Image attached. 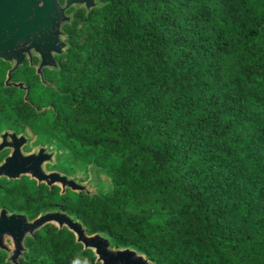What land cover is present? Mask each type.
<instances>
[{
    "label": "trees",
    "instance_id": "1",
    "mask_svg": "<svg viewBox=\"0 0 264 264\" xmlns=\"http://www.w3.org/2000/svg\"><path fill=\"white\" fill-rule=\"evenodd\" d=\"M97 1L68 10L47 83L34 55L5 85L0 59V133L57 134L111 188L3 176L0 209L65 211L154 264H264V0ZM24 245L19 264H101L55 223Z\"/></svg>",
    "mask_w": 264,
    "mask_h": 264
},
{
    "label": "water",
    "instance_id": "2",
    "mask_svg": "<svg viewBox=\"0 0 264 264\" xmlns=\"http://www.w3.org/2000/svg\"><path fill=\"white\" fill-rule=\"evenodd\" d=\"M98 4L97 0H64L63 3L61 0H0V59L12 63L7 71L5 85H15L27 90L23 82L11 81V74L26 59L32 64L34 55L39 57L36 73L47 83L43 78V68L56 67L55 54H60L67 45L62 25L71 20L72 13H68V10L81 5L90 9ZM26 144L27 137L24 134L14 130L0 133V152L10 150L0 161V177L18 179L22 175H28L49 187L59 185L62 192L67 188L72 191L93 192L72 176L46 169L45 164L53 161L54 152L50 153L46 147H40L37 152L24 153L23 147ZM47 223L68 227L76 235L77 241L94 250L101 264H154L132 247L114 248L107 236L101 233L88 234L80 220L58 209L41 212L37 217L29 219L25 212H9L6 208H1L0 249L11 252L7 259L19 264L18 258L25 250V237L33 235ZM5 236L11 237L14 245L12 250L5 244Z\"/></svg>",
    "mask_w": 264,
    "mask_h": 264
},
{
    "label": "rangeland",
    "instance_id": "3",
    "mask_svg": "<svg viewBox=\"0 0 264 264\" xmlns=\"http://www.w3.org/2000/svg\"><path fill=\"white\" fill-rule=\"evenodd\" d=\"M33 53L34 51H32ZM4 128H6L5 125H0V131ZM19 131L21 132L20 134H24L27 137V144L23 147L24 153L37 152L40 147H46L50 153L54 152L53 163H48L47 169L70 174L78 182L85 185L89 191L105 192L111 188L109 177L103 173L98 174L100 182L96 184L97 176L94 168L90 167V164L77 160L69 149L59 141L57 134H39L27 124L22 125ZM46 144L49 145V148ZM4 241L10 250L14 248L11 237L5 236ZM7 253L8 256L11 254L10 251Z\"/></svg>",
    "mask_w": 264,
    "mask_h": 264
},
{
    "label": "flooded vegetation",
    "instance_id": "4",
    "mask_svg": "<svg viewBox=\"0 0 264 264\" xmlns=\"http://www.w3.org/2000/svg\"><path fill=\"white\" fill-rule=\"evenodd\" d=\"M9 152H10V150H9Z\"/></svg>",
    "mask_w": 264,
    "mask_h": 264
}]
</instances>
